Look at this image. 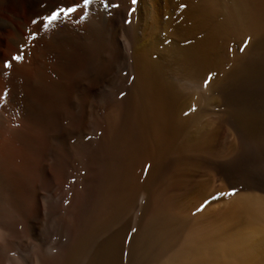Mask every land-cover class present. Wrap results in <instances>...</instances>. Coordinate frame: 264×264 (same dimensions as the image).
Returning <instances> with one entry per match:
<instances>
[{
  "label": "bare ground",
  "instance_id": "6f19581e",
  "mask_svg": "<svg viewBox=\"0 0 264 264\" xmlns=\"http://www.w3.org/2000/svg\"><path fill=\"white\" fill-rule=\"evenodd\" d=\"M79 1L0 0V264H260L250 236L194 228L175 179L158 183L223 109L252 154L232 169L257 194L239 209L264 223V114L235 96L264 86V0H93L80 27L73 12L44 26ZM86 122L68 160L64 133Z\"/></svg>",
  "mask_w": 264,
  "mask_h": 264
},
{
  "label": "rangeland",
  "instance_id": "374dc122",
  "mask_svg": "<svg viewBox=\"0 0 264 264\" xmlns=\"http://www.w3.org/2000/svg\"><path fill=\"white\" fill-rule=\"evenodd\" d=\"M79 2L80 3L75 8L76 10L73 12V14H74L73 18L67 20L69 23L66 21L68 23V25L70 26V27L68 26V29L70 28L69 31H72L73 28H78L82 24L86 23L85 22L86 19H85V15H84V13L86 12V8H85V6L81 0ZM106 9H108L107 4H105V7L103 10L106 11ZM80 15H81V18H80ZM70 20H72V21H70ZM118 20L120 21L121 18H119L115 21L116 24L117 23L119 24ZM73 24L76 26H74ZM124 73H125V70H124V66L122 64L117 68L115 75L113 76V80H114L113 82L114 83H112V84L113 85L120 84L121 77ZM117 74L120 76H118ZM258 85L259 84L253 85L252 89L251 88L250 89H246V88L239 89L236 91L237 93H235V96H237V102L243 101L240 104L243 109H246V110L251 109V111L256 112L257 114H264V88H263L264 86H260V85L258 86ZM243 89H244V91H243ZM250 93L252 96L250 95ZM255 95H256V97L259 95L258 97H260V98H258V97L256 98ZM261 99H262L263 103L261 102ZM92 100H94V101H92ZM91 101L93 102V106H96V104L99 102V98H97V97L94 99L92 98ZM74 104L75 103H74L72 97H70V99L68 100V108H67L66 112H69V111L72 112L74 110L73 109ZM92 109H93V107H91V110ZM209 111H211V113ZM205 112L206 113L209 112L208 115ZM205 112L200 119L201 126L199 123V127H202V125H203V127H205V128L202 127L203 131L201 130L202 135H203L202 137L205 138V140L207 139L208 143H207V140H206V142L204 140L203 143H205V144L202 143L204 146H202V144H200L199 149L198 148H197V150L191 149V150L186 151L180 157H173L172 158L173 160L171 159L172 162L170 161L168 163L171 166V168L167 164L165 166V169L163 168V170L161 171L162 173L160 172V174H159L160 180L159 181L160 182L162 181V182H161V184H159L160 182L158 181L159 182L158 186H160V187L166 186V184L169 181V178H170V180L175 179L174 182L176 183V185L170 194L172 197L173 196L175 197V198L173 197L174 201H177V203L174 202V203H176L175 204L176 209L178 211L182 210L181 212H178L175 209L179 215H181L183 213L181 215L182 217L187 218L188 221H190L189 219L193 220L194 222L193 221H191V222L194 223L195 226H194V224H192V223L191 224L193 225L194 228L200 227L203 230L213 231L217 234L221 233V234H219L221 236L231 235L234 233H242L244 235L250 236L251 242H253L255 244H259L260 255L258 256V260H259L260 264H264V242H263L264 241V233L262 232L264 230V223L263 222L250 221V219L239 209V203L241 202L242 198L244 197V194L245 195H248V194L257 195V194H253L249 191L247 192L246 189H243L241 186V184L243 182L241 180H239L237 177H235L234 172L232 171V169L235 170V168H237V167L245 166L247 163V159L252 154H249L250 150L248 149L249 150V152H248L247 148L245 147L246 144L244 142L238 140V138H237L233 128L231 127V125L224 121L226 114H224L223 109L217 110L215 108H209V110L205 111ZM221 112H222V114H221ZM204 121H205V123H204ZM206 122H207V124H206ZM208 122H209V124H208ZM225 123L227 125L226 127H225ZM90 131H91L90 125L87 122L85 123L82 131H80V132L65 131L63 146H64V150L66 151V155L68 156L67 158H70L68 160L72 161L71 152L74 151L76 143H79L80 140H84V139L90 140L91 139V135H89ZM205 132H207V133H205ZM208 133H209V135L207 137ZM67 134L69 135L70 138L68 137ZM78 135H79V137H78ZM81 136H83V138H81ZM213 136H215V137H213ZM75 138H78V139H75ZM213 138H215V139L213 140ZM239 141H240V143H239ZM65 143H66V145H65ZM206 146L207 147L211 146V150L209 149L210 147L207 150ZM246 150H247V152H246ZM189 151H190V154H189ZM198 151H200V152H198ZM194 153H195V155H194ZM238 153L241 155H239ZM242 155H243V157H242ZM182 157H184V158H182ZM217 157H219V158H217ZM239 158H240V160H239ZM243 158H247V159L243 160ZM178 165H180V166H178ZM221 167H223V168H221ZM166 169H168V170H166ZM170 169H172L171 172L169 171ZM175 170H176V172H175ZM50 171H52V172H50ZM166 171L169 174L168 176H167ZM227 171H228V175H227ZM163 172L166 175L163 174ZM174 173H176V175ZM225 174H226V176H228V178L225 176ZM219 175L220 176L222 175V177H220ZM46 176H48V178L51 180L54 177L53 170L50 168L47 169L46 170ZM164 176L167 178L169 177V178L167 179ZM161 178H162V180H161ZM164 179L167 183L165 181H163ZM163 182H164V185L162 184ZM232 182H234V183H232ZM262 182H264V181L263 180L258 181V183H262ZM182 184H183V186H182ZM67 186H65L63 190H60L59 192L57 191L56 194L54 195L56 205H61L64 203L66 204V202H65L66 192L68 191L67 189H69V186L68 187ZM174 192L176 194L178 193L177 196H176V194L174 195ZM231 193H234V194H231ZM241 194H243V195H241ZM62 196H64V197H62ZM214 197H216V198L213 199ZM259 198L261 200H263L261 198V196ZM60 202H61V204H60ZM180 208H181V210H180ZM188 216L191 218H188ZM242 219H244V220H242ZM196 223H198L199 227L197 226ZM246 223H248V224L246 225ZM191 224L189 222V225L192 227ZM205 226H207V227H205ZM45 236L47 239H49L50 237H48V236H52V230L51 229L47 230Z\"/></svg>",
  "mask_w": 264,
  "mask_h": 264
},
{
  "label": "snow or ice",
  "instance_id": "6c2138e0",
  "mask_svg": "<svg viewBox=\"0 0 264 264\" xmlns=\"http://www.w3.org/2000/svg\"><path fill=\"white\" fill-rule=\"evenodd\" d=\"M136 2H137V0H132L133 4H135ZM83 3H84V6L87 7L89 4L93 3V0H83ZM75 10H76L75 8H70V9H61V10L54 12L50 17L47 18V23L44 26L47 27L53 21H56L61 15L71 14ZM241 51H243V48L241 49ZM14 59L19 60V59H21V57L16 56V57H14ZM8 66H10V65L6 64V67H8ZM231 194H234V193H231ZM215 198L216 197H214L213 199H215Z\"/></svg>",
  "mask_w": 264,
  "mask_h": 264
}]
</instances>
